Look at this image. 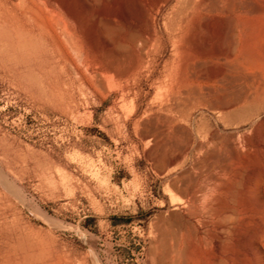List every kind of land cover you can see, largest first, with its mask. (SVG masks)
I'll return each instance as SVG.
<instances>
[{
	"label": "rangeland",
	"instance_id": "1",
	"mask_svg": "<svg viewBox=\"0 0 264 264\" xmlns=\"http://www.w3.org/2000/svg\"><path fill=\"white\" fill-rule=\"evenodd\" d=\"M262 81L264 0H0V264L264 263Z\"/></svg>",
	"mask_w": 264,
	"mask_h": 264
},
{
	"label": "bare ground",
	"instance_id": "2",
	"mask_svg": "<svg viewBox=\"0 0 264 264\" xmlns=\"http://www.w3.org/2000/svg\"><path fill=\"white\" fill-rule=\"evenodd\" d=\"M238 78H240V77H238ZM243 78V77H242ZM248 78H250L251 79V76L250 77H248ZM252 80V79H251ZM247 81V80H246ZM244 83V82H243ZM248 99L251 101V102H253V103H256V102H258V106L253 110V113L248 117V121H250L251 119H255V118H257V117H259L262 113H264V81H262V82H260L255 88H253V91L252 92H250L249 93V95H248ZM179 103V102H178ZM226 105V104H225ZM176 107H178V106H176ZM179 110V109H178ZM180 111V110H179ZM255 142V141H254ZM260 142V141H259ZM256 143H257V140H256ZM256 143H254V144H256ZM260 144V143H259ZM263 145V144H262ZM261 147V146H260ZM257 148V147H256ZM259 148V147H258ZM261 149V148H260ZM255 150V149H254ZM261 151V150H260ZM241 152V151H240ZM263 152V151H262ZM242 153V152H241ZM248 153V152H247ZM206 154V153H205ZM226 155V154H225ZM243 155V154H242ZM236 157V156H235ZM237 158V157H236ZM210 159V158H209ZM243 159H244V157H243ZM206 160V159H205ZM214 160H216L215 158H214ZM225 160V159H224ZM227 161V160H226ZM247 161V160H246ZM257 161V160H256ZM234 162H236V160H234ZM238 162V161H237ZM245 163V162H244ZM258 163V162H257ZM232 164H235V163H232ZM238 164V163H237ZM236 164V165H237ZM209 165V164H208ZM247 165V164H246ZM212 166V165H211ZM234 166V165H233ZM237 167V166H236ZM259 167V166H258ZM222 169V168H221ZM231 169H232V167H231ZM255 169V168H254ZM224 173V172H223ZM237 173H238V171H237ZM236 173V174H237ZM233 175H235V174H233ZM259 176H260V178L262 179V180H264V170L262 171H260L259 172ZM218 178V177H217ZM208 179V178H207ZM219 180V179H218ZM222 180V179H221ZM224 180V179H223ZM222 180V181H223ZM235 180V179H234ZM225 183H226V181H225ZM228 183V182H227ZM244 183V182H243ZM217 184V183H216ZM215 184V185H216ZM226 185V184H225ZM233 185V184H232ZM229 186V185H228ZM240 186V185H239ZM238 186V187H239ZM220 187V186H219ZM242 187V186H241ZM243 188V187H242ZM262 188V184H261V182H258V183H255V184H253L252 186H248V189H247V191L248 192H250V193H253V192H260V189ZM219 189H221V188H219ZM240 191H238V193H239ZM247 195V194H246ZM247 198V197H246ZM245 198V199H246ZM245 199H243V200H245ZM198 200V199H197ZM211 200V199H210ZM216 200V199H215ZM225 200V199H224ZM247 200V199H246ZM249 201V200H248ZM216 202V201H215ZM226 202V201H225ZM236 202V201H235ZM205 203H207V202H205ZM213 203V202H212ZM238 203V202H237ZM202 204H204V203H202ZM226 204V203H225ZM238 204H240V203H238ZM243 204H245V203H243ZM249 204V203H248ZM247 204V205H248ZM257 206V205H256ZM258 207V206H257ZM257 207H255V205H253V213H254V215L257 213V212H259V209L257 208ZM212 208V207H211ZM210 208V209H211ZM231 208L235 211L236 209H235V207L234 206H231ZM196 209V208H195ZM210 209H208L209 211H210ZM239 209V208H238ZM245 210H246V208H244ZM247 209H249V208H247ZM194 210V209H193ZM207 210V211H208ZM216 210V209H215ZM219 210V209H218ZM217 210V212L216 213H211V211H210V213L208 214L209 216H211L212 218H215L214 220H199L200 221V223H201V225L202 226H208V225H211V226H214V227H223L224 226V222L227 220V219H229V216L228 215H223L224 214V212L223 211H225V210H223V211H221V210H219L218 211ZM227 210V209H226ZM240 210V209H239ZM250 210V209H249ZM214 211V210H213ZM244 211V210H243ZM231 212V211H230ZM236 212V211H235ZM234 212V213H235ZM241 212V211H240ZM240 212H236L237 214H239ZM190 213V212H189ZM193 214V213H192ZM200 214H202V217L204 216L205 217V214L201 211V213ZM194 215H195V213H194ZM261 215V214H260ZM243 216V215H242ZM245 216V215H244ZM243 216V217H244ZM246 217V216H245ZM248 217V216H247ZM251 217V216H250ZM258 217V216H257ZM207 218V217H206ZM240 218H241V216H240ZM255 218V217H254ZM259 218V217H258ZM201 219V218H200ZM205 219V218H204ZM253 219V218H252ZM239 220V219H238ZM244 220V219H243ZM249 220V219H248ZM240 221V220H239ZM188 222V221H187ZM242 222V221H241ZM259 222V221H258ZM252 224V223H251ZM190 225H192L191 223H190ZM189 225V226H190ZM191 227V226H190ZM225 227V226H224ZM234 227H236V226H234ZM244 227V226H243ZM209 228V227H208ZM211 228V227H210ZM239 228H241V227H239ZM218 230V229H217ZM177 232L179 231V230H176ZM194 231V230H193ZM238 231V230H237ZM160 232V231H159ZM177 232H175L176 234H177ZM205 232L207 233V235H208V237L209 236H211L212 237V239H214V243H212V246H208V248H206L205 247V245H200V247H199V249H198V251L194 254V256L192 257V259H190L189 257H187L186 255H182V251L179 253V251L177 252V248H176V250H175V248H173L175 251H176V253H174V255L170 258V263L169 264H223V262H225L224 261V255H225V253H228V252H223V250H222V248H224V247H221V245H220V243L221 242H223V241H221V236H218V233H217V235H213V234H211V232H210V230L209 229H206L205 230ZM244 232V231H243ZM165 233V232H164ZM174 233V232H173ZM172 233V234H173ZM179 233V232H178ZM229 233V232H228ZM187 234V233H186ZM195 234V233H194ZM194 234H192V236L194 235ZM165 235V234H164ZM220 235V234H219ZM178 236V235H177ZM165 237H166V235H165ZM174 237V236H173ZM158 238V237H157ZM187 238H188V236H187ZM165 239V238H164ZM170 239V238H169ZM177 240H178V238H176ZM211 239V238H210ZM174 240H175V238H174ZM200 240H203V238H201L200 237ZM204 240H206V239H204ZM162 242V241H161ZM164 242V241H163ZM166 242V241H165ZM176 242V241H175ZM189 242H191V241H189ZM159 243H160V239H159ZM158 243V244H159ZM210 243H211V241H210ZM209 243V244H210ZM261 243V242H260ZM163 244V243H162ZM161 244V245H162ZM192 244V243H191ZM204 244H206V245H209V244H207V241H205L204 242ZM255 244H257V241H255ZM167 245V244H166ZM174 245H175V243H174ZM184 245V244H183ZM211 245V244H210ZM164 246V245H163ZM177 246V245H176ZM176 246H173V247H176ZM168 247V246H167ZM198 247V246H197ZM197 247H196V249H197ZM209 247H211V249H210V251H208L209 250ZM161 248V247H160ZM186 249L187 248H189V247H185ZM226 248V247H225ZM262 248V247H261ZM162 249V248H161ZM186 249H184V250H186ZM227 249V248H226ZM229 249V248H228ZM246 249V248H245ZM244 249V250H245ZM167 250V249H166ZM171 250V249H170ZM170 250H168V251H170ZM180 250V249H179ZM234 250V249H233ZM230 252H232V251H230ZM229 252V253H230ZM245 252V251H244ZM170 252H168V253H166V254H169ZM171 253H172V251H171ZM165 254V255H166ZM232 254H233V252H232ZM245 254V253H244ZM159 255H161V254H159ZM227 255V254H226ZM164 257V256H163ZM237 257V256H236ZM165 258V257H164ZM166 258H168V257H166ZM169 259V258H168ZM231 260H232V257H231ZM231 260H230V262H231ZM162 261H165V260H163V258H162ZM228 262H229V260H228ZM164 263V262H163ZM226 263V262H225ZM261 264H264V263H261Z\"/></svg>",
	"mask_w": 264,
	"mask_h": 264
}]
</instances>
